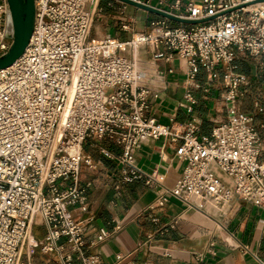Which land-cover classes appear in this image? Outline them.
<instances>
[{
  "label": "built area",
  "instance_id": "2783aa9c",
  "mask_svg": "<svg viewBox=\"0 0 264 264\" xmlns=\"http://www.w3.org/2000/svg\"><path fill=\"white\" fill-rule=\"evenodd\" d=\"M34 2L29 46L12 69L0 73V264H26L22 252L34 225L42 226L45 236L29 246V257L40 248L60 264H74L73 254L82 264H98L84 253L86 224L72 214L88 208V188L80 179L87 142L108 140L123 149L118 161L125 182L146 177L132 157L140 143H180L176 154L185 169L175 187L159 194L152 210L166 205L168 196L198 211L234 197L264 210L263 142L254 118L236 105L247 78L229 74L228 118L210 138L199 140L195 123L176 130L149 115L153 91L144 85L136 61L124 54L126 48L135 55L144 46H164L188 60L191 80L200 67L209 74L220 64L231 68L238 54L260 57L264 66V7H256L264 0H189L186 16L160 10L192 21L211 20L190 28L164 19L156 24L160 34L154 36V30L125 43L91 37L100 0ZM181 5L176 0L172 9ZM13 41L10 6L0 0V57ZM168 52H156L154 59L169 60ZM187 98L194 103L191 95ZM212 165L229 183L212 172ZM105 237L102 231L98 240Z\"/></svg>",
  "mask_w": 264,
  "mask_h": 264
},
{
  "label": "crops",
  "instance_id": "0c3cea01",
  "mask_svg": "<svg viewBox=\"0 0 264 264\" xmlns=\"http://www.w3.org/2000/svg\"><path fill=\"white\" fill-rule=\"evenodd\" d=\"M137 1L180 15L172 11L176 0H168L164 5L158 0ZM181 2L180 9L175 11H185L189 0ZM110 6L114 12L109 16L113 19L117 11L125 14L128 10L129 15H136L123 19L128 25L121 23L128 31L132 22H136L135 31L139 33L135 36L151 34L156 30V24L165 19L131 6ZM170 25L176 27L181 23L170 21ZM150 29L152 32L148 34ZM108 34L123 43L128 40L118 33L109 31ZM156 52L168 51L164 46L148 45L134 55L136 65L145 74L144 85L153 91L151 117L176 130L193 122L198 127L196 136L199 140L210 138L217 124L228 118L229 104L224 96L229 74L245 76L248 85L242 87L236 105L242 112L238 101L246 96L250 100L254 112L242 113L254 118L264 148V70H261L264 66L260 57L238 54L231 68L220 64L209 74L200 67L196 78L191 80L188 60L170 52L169 60L154 59ZM179 144L169 139L140 143L132 157L146 177L125 182L118 161L123 155L121 147L108 140L85 143L80 179L81 185L88 188V208L84 213L72 210L73 216L86 224L85 255L96 258L98 264H264V210L256 205L234 197L222 208L207 206L204 211H198L168 196L166 205L151 209L159 194L171 189L169 175L179 179L185 169L186 162L176 154ZM106 152L115 158H109ZM211 170L223 182L229 183L216 166L212 165ZM148 177L150 183H147ZM102 231L106 237L99 241ZM66 252H71L68 245ZM41 255L43 261L40 264H60L56 258ZM73 260L74 264H82L77 254H73Z\"/></svg>",
  "mask_w": 264,
  "mask_h": 264
},
{
  "label": "rangeland",
  "instance_id": "374dc122",
  "mask_svg": "<svg viewBox=\"0 0 264 264\" xmlns=\"http://www.w3.org/2000/svg\"><path fill=\"white\" fill-rule=\"evenodd\" d=\"M117 5V6H123L119 1L117 0H100L99 2V7H98V11L95 15V21H94V25L91 31V37L98 39L100 41L106 40V39H117L116 37H112V35H109L108 32L111 31L115 34H120L121 36H123L124 38L126 37L128 40L127 42H129L132 38L134 34L139 33L137 30L135 31V28L137 27V23L136 22H132L131 26L132 27H128L129 30L126 31L123 29V25H121V23H125L126 25H128V23L126 21H124L123 19H130V18H135L136 15H129L127 13L128 10H126L125 14H121V13H117L116 18L113 19L112 17L109 16V14L113 11V8H111L110 5ZM129 7V5H127ZM132 7V6H131ZM135 9H138L136 7H134ZM138 10H135V13ZM174 13H178L180 15L186 16L187 14L185 13V11L182 9L181 11H175L172 10ZM121 18V19H119ZM113 21V22H111ZM190 28H193V25L188 26ZM123 29V30H121ZM149 32L151 33L152 30L150 29V31L147 30V33L149 34ZM135 36V35H134ZM130 38V39H129ZM121 42V41H120ZM123 43V42H121ZM153 47V45H151ZM124 54L128 57V59L130 60H134V51H132L129 48H126V51H124ZM237 71V69L235 70ZM238 107L240 108V110L242 112L245 113H251L254 112L252 110V104L250 102V100L246 97L240 99L238 101ZM257 111V110H256ZM256 114H258V111L256 112ZM259 129V127H258ZM260 132L262 131L261 129H259ZM263 138V137H262ZM264 140V139H263ZM40 221V220H39ZM38 226H33L31 229V234L29 236V242H28V237H27V241L25 243V247L24 250L22 252V261L25 262L26 264H40L41 261H43V259H41V250L40 248H36L34 250V253L31 254L30 258L28 256V248L29 246L33 243L32 241V237L33 240L36 242H40L44 239L45 236V232L42 228H37Z\"/></svg>",
  "mask_w": 264,
  "mask_h": 264
},
{
  "label": "water",
  "instance_id": "95a60500",
  "mask_svg": "<svg viewBox=\"0 0 264 264\" xmlns=\"http://www.w3.org/2000/svg\"><path fill=\"white\" fill-rule=\"evenodd\" d=\"M117 1L184 25H198L211 20L192 21L174 16L134 0ZM8 3L11 9L14 25V41L9 52L6 55L0 57V71L11 67L24 55L32 38L35 24L34 0H8Z\"/></svg>",
  "mask_w": 264,
  "mask_h": 264
},
{
  "label": "bare ground",
  "instance_id": "6f19581e",
  "mask_svg": "<svg viewBox=\"0 0 264 264\" xmlns=\"http://www.w3.org/2000/svg\"><path fill=\"white\" fill-rule=\"evenodd\" d=\"M256 7H264V3H260V4L257 5ZM10 10H11V9H10ZM156 31H159V30H155V32H154V36L160 34V33H156ZM97 40H98V39H97ZM99 41H100V40H99ZM103 41H104V40H103ZM136 51H137V50H136ZM136 51H135V52H136ZM13 66H14V65H12L11 67L6 68V69H4V70H1L0 73H4V72H6V71L12 69ZM177 181H178V177L173 176V175H169V177H168V184L171 185V188L175 187ZM207 206L212 207V208H214V209H219V208H222V207L225 206V205L220 206V207H215L214 205H211V204H210V205H207ZM207 206H206V207H207ZM30 234H31V227H30L29 234H28V242H29V236H30ZM32 241H33V243H35V241L33 240V237H32ZM33 243H32V244H33Z\"/></svg>",
  "mask_w": 264,
  "mask_h": 264
}]
</instances>
